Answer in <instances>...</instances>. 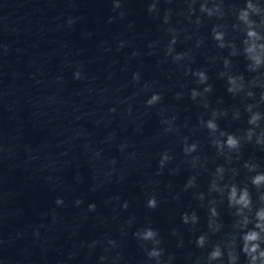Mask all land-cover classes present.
I'll use <instances>...</instances> for the list:
<instances>
[{"label": "clouds", "instance_id": "clouds-1", "mask_svg": "<svg viewBox=\"0 0 264 264\" xmlns=\"http://www.w3.org/2000/svg\"><path fill=\"white\" fill-rule=\"evenodd\" d=\"M250 238H253L254 239L255 237L253 236V237H250Z\"/></svg>", "mask_w": 264, "mask_h": 264}]
</instances>
